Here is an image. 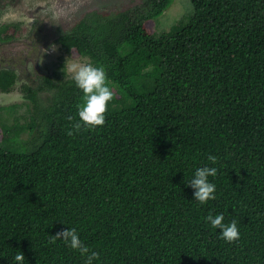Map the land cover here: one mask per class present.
Listing matches in <instances>:
<instances>
[{
  "label": "trees",
  "instance_id": "1",
  "mask_svg": "<svg viewBox=\"0 0 264 264\" xmlns=\"http://www.w3.org/2000/svg\"><path fill=\"white\" fill-rule=\"evenodd\" d=\"M172 2L54 25L61 51L102 65L114 96L102 126L76 128L83 93L53 71L21 86L23 123L0 114V264L21 251L23 264H84L52 238L68 226L94 264H264V0H190L192 14L156 33ZM16 76L0 68V92ZM204 165L218 168L216 195L200 204L186 181ZM210 213L235 219L239 239Z\"/></svg>",
  "mask_w": 264,
  "mask_h": 264
},
{
  "label": "rangeland",
  "instance_id": "2",
  "mask_svg": "<svg viewBox=\"0 0 264 264\" xmlns=\"http://www.w3.org/2000/svg\"><path fill=\"white\" fill-rule=\"evenodd\" d=\"M140 1L141 0H24L25 4H27L25 7L30 9H34L36 5L41 3L44 6V10L40 13L44 16H49V18L42 19L47 21L46 28H42L43 31L31 30L30 32H28V28L32 18L22 20L25 24L21 22L23 24L20 26L18 39L0 47V61L4 58V61L8 63V59L13 60L20 56L15 64V71L19 78H17L9 92H0V107H7L13 103L16 104L17 107L9 110V112L7 109H1V122L11 126L16 121L14 119L16 115L21 116V119L18 120L19 123L25 121L24 118L27 117L28 108L23 99V91L21 90V86L24 83L37 85L42 82V75L45 73L51 74L53 71L57 72L56 78H67L71 76L67 68L68 64L72 62L92 63L91 59L87 56L74 58L71 55L63 53L56 42H46V38L49 37L44 36L45 38H43V34L53 35L55 33L54 30L52 31L54 25L67 27L81 14L89 12L90 10H106L107 8L119 10ZM26 8L17 7V13L26 15ZM192 11L193 8L190 0H173L171 5H169L160 16L154 19L156 24H154V26L151 24L150 27L153 26L156 33L168 30L179 19H186L192 14ZM44 44H46L45 50H42L40 46H44ZM26 49L30 50V52L23 53ZM4 51H6L5 54ZM25 59L28 61L27 63ZM30 59H32L33 63H29ZM20 75H23L24 78L22 79ZM25 136L26 133L21 132L19 138L16 139L20 142L25 139Z\"/></svg>",
  "mask_w": 264,
  "mask_h": 264
},
{
  "label": "clouds",
  "instance_id": "3",
  "mask_svg": "<svg viewBox=\"0 0 264 264\" xmlns=\"http://www.w3.org/2000/svg\"><path fill=\"white\" fill-rule=\"evenodd\" d=\"M71 73L75 85L83 93V104L78 109V117L75 127H96L102 126L105 122V112L108 102L113 99L114 92L107 82L106 71L102 65L92 63L72 62L67 66ZM43 76V75H42ZM208 160L216 163L217 157L209 155ZM218 168L215 166L204 165L194 169V172L187 184L194 190V200L200 204L214 199L216 195V184L209 177H215ZM205 221L213 228L219 229V235L226 242H233L239 239V230L235 219L225 222L224 214L211 213L205 217ZM53 239H62L71 249L78 250L85 257L84 264H94L99 258V253L90 251L89 247L80 239L75 227H67L61 232L52 236ZM25 260L23 252L14 254V264H23Z\"/></svg>",
  "mask_w": 264,
  "mask_h": 264
},
{
  "label": "flooded vegetation",
  "instance_id": "4",
  "mask_svg": "<svg viewBox=\"0 0 264 264\" xmlns=\"http://www.w3.org/2000/svg\"><path fill=\"white\" fill-rule=\"evenodd\" d=\"M25 6H27V4H25L24 0H0V28L4 27L7 30V33L12 36L10 39L1 40L0 41V47H2L3 45L10 44V43H12V41L14 42L15 40L18 39L17 37L19 35V32L17 33V35H15V33L12 29L15 28L14 25L18 24L17 25L18 30L20 31V26L24 23L22 21L24 19H27V18L31 19L32 18L31 23H29V28H28L29 31L28 32H30L31 30L43 31L42 28L43 29L46 28L47 21L42 20V19L43 18H49V16H44L40 13L42 10H44V6L41 3L36 5V7L34 9L26 8ZM17 7L26 8V11H25L26 15L18 14L17 10H16ZM6 15H7V19H6ZM33 18L39 19L38 22L36 21V23H34ZM21 22H23V23H21ZM54 29H55V27L52 28V31ZM56 35H57V32L55 31V33L51 36L43 34L42 37L45 38L44 36H47L49 38H46V42H51V41L53 42V40L55 39L54 36H56ZM1 37L5 38L6 37L5 33H2ZM45 46H46V44H44V46L41 45L40 48L42 50H45ZM27 52H30V50L26 49V50H24L23 53H27ZM5 53H6V51H4V54ZM18 58H20V56L17 57L16 59H13V60L8 59V61H7L8 63H6V61H4V58L1 59L0 68L12 69L15 71V69H16L15 64H16V61L19 60ZM25 62L27 63L28 61L25 59ZM29 63H33L32 59H30ZM16 75H17V73H16ZM20 76L22 79L24 78L23 75H20ZM16 77L19 78L18 75Z\"/></svg>",
  "mask_w": 264,
  "mask_h": 264
}]
</instances>
